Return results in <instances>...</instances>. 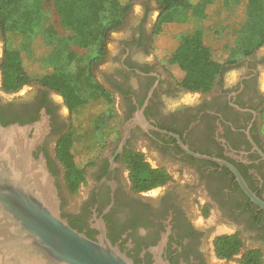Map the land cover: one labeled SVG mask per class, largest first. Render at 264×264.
<instances>
[{
    "label": "flooded vegetation",
    "instance_id": "flooded-vegetation-1",
    "mask_svg": "<svg viewBox=\"0 0 264 264\" xmlns=\"http://www.w3.org/2000/svg\"><path fill=\"white\" fill-rule=\"evenodd\" d=\"M134 3L93 66L114 118L96 147L75 151L84 176L75 190L58 153L75 111L44 82L5 87L1 26L0 123L41 131L34 155L55 177L63 216L94 240L104 228L136 264H244L249 251L264 264V207L240 181L264 202V44L225 62L210 90L193 91L157 52L160 3L139 0L138 12ZM136 161L159 182L137 184ZM225 236L241 241L230 258L217 250Z\"/></svg>",
    "mask_w": 264,
    "mask_h": 264
},
{
    "label": "trees",
    "instance_id": "trees-1",
    "mask_svg": "<svg viewBox=\"0 0 264 264\" xmlns=\"http://www.w3.org/2000/svg\"><path fill=\"white\" fill-rule=\"evenodd\" d=\"M157 1L162 8L159 23L172 14L190 8L193 2ZM133 3L134 0H0V26L7 40L3 63L5 87L16 90L30 80H38L61 91L74 111L85 105L90 106L92 134L81 136L70 133L62 139L58 148L59 156L67 169L68 184L73 190L84 178L76 160L75 148L78 145L85 149L84 152H89L94 141L96 147L97 136L107 129L114 118L106 105H101L103 101L106 104L109 94L95 79L93 66L105 55V39L109 32L122 26ZM48 6H54L55 14L60 17L66 30L65 38L72 47L62 65L53 66L50 70L43 67L40 70L31 64H25L20 42L35 32L36 16L49 8ZM250 17L253 20L252 29L257 45L245 53H250L264 44V0L250 13ZM201 21L198 19L197 23ZM197 23L192 30L180 33L171 41L167 64L181 86L193 91H208L223 64L228 61L218 54L217 46L219 44L225 50L229 46V40L225 34L219 35L203 23ZM94 34L96 42L92 46ZM77 75L82 76L93 90L92 99L87 101L79 93ZM132 167L134 179L141 187L146 188L159 182L154 173L141 172L144 163L136 161L132 163ZM240 247L241 241L237 237L225 236L217 240V250L222 257L230 258ZM244 264H262V257L255 251H249Z\"/></svg>",
    "mask_w": 264,
    "mask_h": 264
},
{
    "label": "water",
    "instance_id": "water-1",
    "mask_svg": "<svg viewBox=\"0 0 264 264\" xmlns=\"http://www.w3.org/2000/svg\"><path fill=\"white\" fill-rule=\"evenodd\" d=\"M30 130L0 123V264H136L104 228L94 240L63 216L55 177L34 155L43 134Z\"/></svg>",
    "mask_w": 264,
    "mask_h": 264
},
{
    "label": "rangeland",
    "instance_id": "rangeland-1",
    "mask_svg": "<svg viewBox=\"0 0 264 264\" xmlns=\"http://www.w3.org/2000/svg\"><path fill=\"white\" fill-rule=\"evenodd\" d=\"M260 2L261 0H193L190 8L182 10L178 14H172L159 23L155 35L157 52L167 61V57L170 55L171 41L180 33L192 30L198 19H201L200 24L203 23L219 35L225 34L229 40V46L225 50H222L218 44V54L228 60L239 57L245 54L246 50H251L257 45L250 13L258 8ZM48 7L36 16L35 32L20 42L25 64H31L40 70H43V67L50 70L53 66L62 65L72 47L65 38L66 30L60 17L55 14L54 6ZM139 9L140 3L139 0H136L134 12H138ZM223 36L220 37L223 38ZM95 42L96 35L94 34L92 46ZM76 79L79 93L87 101L92 99L94 93L86 80L80 75H77ZM90 112L89 105L75 111L72 128L74 135L76 132L81 135L90 132L92 126ZM75 150L82 153L85 149L77 145Z\"/></svg>",
    "mask_w": 264,
    "mask_h": 264
}]
</instances>
